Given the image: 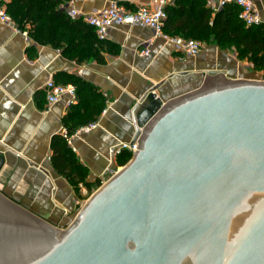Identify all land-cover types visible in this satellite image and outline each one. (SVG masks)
<instances>
[{
    "label": "water",
    "instance_id": "95a60500",
    "mask_svg": "<svg viewBox=\"0 0 264 264\" xmlns=\"http://www.w3.org/2000/svg\"><path fill=\"white\" fill-rule=\"evenodd\" d=\"M164 81L131 109L137 151L68 227L0 192V264H264V80L206 77L162 102Z\"/></svg>",
    "mask_w": 264,
    "mask_h": 264
},
{
    "label": "crops",
    "instance_id": "0c3cea01",
    "mask_svg": "<svg viewBox=\"0 0 264 264\" xmlns=\"http://www.w3.org/2000/svg\"><path fill=\"white\" fill-rule=\"evenodd\" d=\"M65 1L56 2L60 5ZM72 1L81 14H87L112 2L134 10L151 0ZM253 3L264 24V0ZM215 15L205 0H174L169 5L164 31L198 40L202 31L212 26ZM9 16L13 23L0 22V142L12 151L0 146V192L49 223L60 221L74 206V187L54 169L50 159L54 135L63 129L71 133L81 125L98 122L92 131L72 140L74 150L69 147L86 169L87 185L80 188L81 192L109 178L105 170L111 162V149L130 142L134 133L131 109L155 83L165 80L155 94L166 102L198 88L206 77L244 76V65L234 54L206 41H202L204 47L197 56L187 57L171 43L154 38L148 28L113 26L105 39H98L96 34H89L91 30L85 29L87 24L81 18H74L82 29L54 46L36 42L28 33V23L20 29ZM66 38L73 46H68ZM152 38L150 54L140 56L142 44ZM207 70H217L219 74L209 76ZM50 79L74 87L69 80L78 79L88 84L95 96L77 95L78 106L71 109L65 95L48 107L44 88ZM149 102L147 98L136 114ZM116 157L114 170L119 169L114 166ZM27 160L44 168L49 176Z\"/></svg>",
    "mask_w": 264,
    "mask_h": 264
},
{
    "label": "trees",
    "instance_id": "16d2710c",
    "mask_svg": "<svg viewBox=\"0 0 264 264\" xmlns=\"http://www.w3.org/2000/svg\"><path fill=\"white\" fill-rule=\"evenodd\" d=\"M56 1L9 0L6 6L7 12L18 28L23 29L25 23L30 25L28 33L36 42L59 46L65 36L80 30L81 26L79 20L69 18L59 9L63 2L57 5ZM168 9L169 6L166 8L167 16ZM85 29L91 30L89 34L94 37L93 29L88 25ZM201 37L222 43V50L227 47L228 50L235 52L236 58H249L255 68L264 72V24L245 26L238 18V9L235 6L228 5L216 12L212 26L204 29ZM66 41L68 46H73L70 40ZM69 82L75 85L76 95L86 93L89 97L95 96L94 92H91V87L85 82L78 79ZM75 106H78V103L74 102L70 108L73 109ZM70 115L71 112L65 117L66 121L70 119ZM130 158L131 155L127 151H122L116 157L119 166L124 165ZM50 159L54 169L71 185H87L86 169L76 160L61 133L51 139ZM95 185L98 187L100 181L98 180Z\"/></svg>",
    "mask_w": 264,
    "mask_h": 264
},
{
    "label": "built area",
    "instance_id": "2783aa9c",
    "mask_svg": "<svg viewBox=\"0 0 264 264\" xmlns=\"http://www.w3.org/2000/svg\"><path fill=\"white\" fill-rule=\"evenodd\" d=\"M174 0H151L148 4L141 5L134 10L127 9L124 5L112 2L107 7L96 10L87 14H81L74 6L72 0L63 2L59 9L66 13L71 18H81L95 32L98 39H105L109 28L113 26L126 25L129 27H145L153 32V37L162 38L165 42L171 43L174 48L183 53L187 57L197 56L204 47L203 42L183 38L181 36H171L164 31V22L167 18L166 8L172 4ZM209 10L213 13L218 12L225 6L233 5L238 9V18L245 26H256L262 24V19L256 10L253 0H205ZM7 0H0V22L13 23L6 8ZM152 39L144 42L139 49L140 56H148L150 54V45ZM45 99L47 106L59 102L63 96H68L66 104L72 105L76 100V89L71 84L58 83L50 79L45 84ZM98 125L97 121H93L77 127L73 132H68L63 129L61 134L66 144L72 147V140L81 133H88ZM138 141L132 146L129 143H122L113 147L114 157L119 155L122 151H127L132 154L138 149ZM117 170L111 169L110 176ZM109 176V177H110ZM106 180H101L100 185ZM99 185V186H100ZM83 196H90L86 189L81 190Z\"/></svg>",
    "mask_w": 264,
    "mask_h": 264
},
{
    "label": "rangeland",
    "instance_id": "374dc122",
    "mask_svg": "<svg viewBox=\"0 0 264 264\" xmlns=\"http://www.w3.org/2000/svg\"><path fill=\"white\" fill-rule=\"evenodd\" d=\"M199 41H206L208 44H213L216 47H218L221 51H228L232 54L235 55V52L233 50H228L227 47L224 48L222 50V46L219 43L206 39V38H199ZM236 57V55H235ZM241 64L244 65V76L241 78L243 80H264V72L255 68L254 67V63L249 59V58H241L238 59L236 58ZM216 78V77H215ZM202 80V79H200ZM202 83V81H200ZM114 166L118 168H120L121 166L118 165V160L116 159V161H114ZM73 186V185H72ZM84 185L82 184H78L77 186H73L74 187V192L72 194L73 199H74V206L71 209V212L68 215H63L64 217L61 218L60 221L56 222L54 219L55 223H51L52 225H54L56 228L59 229H65L66 227H68L72 221L75 219L77 213L79 212L80 208L82 207V205L84 204V202L88 199V197L83 196L81 194V192L79 191L81 187H83ZM99 187V186H98ZM97 187V188H98ZM85 188V187H84ZM96 185L93 184V186H87V192L88 194L93 193L96 189ZM64 214V213H63Z\"/></svg>",
    "mask_w": 264,
    "mask_h": 264
}]
</instances>
